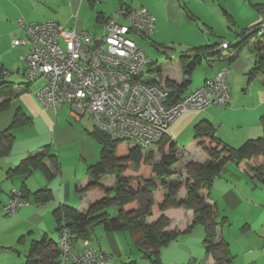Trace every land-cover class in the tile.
I'll list each match as a JSON object with an SVG mask.
<instances>
[{"label":"crops","instance_id":"0c3cea01","mask_svg":"<svg viewBox=\"0 0 264 264\" xmlns=\"http://www.w3.org/2000/svg\"><path fill=\"white\" fill-rule=\"evenodd\" d=\"M68 1L72 7L78 4L84 7L91 2ZM250 3L258 13L246 11L244 17L231 7L229 0H186L184 3L182 0H148L147 4L136 7L147 9L155 16L157 39L158 35L164 37L165 33L162 32L167 30L185 28L188 35L186 45L190 47L180 54L177 70L151 61L146 75L148 81L169 87L172 91L169 83L182 84L188 81L181 94L183 97L203 84L208 77H212L222 66L229 67L231 103L226 106H210L202 111H187L171 126L169 137L176 143L180 156L174 166L176 179L177 171H182L186 176L185 165L188 162L204 163L210 158L205 147L194 141L195 126L199 122H211L217 137L235 148L264 135V69L256 71L257 62L264 54L263 38L252 36L237 53L224 50L217 60L211 56L215 45L218 47L224 41L236 45L243 40L246 29L251 30L253 25L260 26L264 19V0H250ZM111 13L99 12L97 23L103 25ZM57 15L55 11L53 16ZM20 19L31 23L47 21L45 18L35 20L27 15L16 0H0V81L13 85L14 89L9 107L0 111V132L11 125L19 107L31 117L30 123L12 130L11 149L8 154L0 156V208L6 204L13 188L26 186L30 192L49 188L53 197L46 202H39L31 195L27 198L28 205L19 208L15 214H9L13 217L0 220V245H10L13 251L0 250L1 264H27L32 241L44 235L58 244L59 230L54 211L59 206L76 205L78 211L87 213L90 206L104 196L100 190L78 191L91 180L88 167L100 159L102 151L101 144L86 132L83 115L78 114L70 104L41 109L34 94L43 81L33 82L37 86L35 91L31 89L32 83L25 82V56L29 47L13 44L15 39L25 37L24 29L19 26ZM54 19H58L54 21L63 27L81 31L77 26H71L70 18ZM233 39H236L235 42H231ZM200 47L203 49L195 51V48ZM197 54L203 59L195 64L189 74L185 73L184 63L188 64ZM183 55L186 57L184 62L181 59ZM202 62H207L209 67L204 69L200 82L190 87L194 72ZM155 68L161 72L154 71ZM3 100L0 98V103ZM49 110L52 112L49 113ZM35 123L41 127L32 131L33 127L30 126ZM47 145H50V153L58 158L59 171L55 170L47 158L45 164L53 174L51 177L41 170H35L28 176L9 174L10 168L18 165L25 157L40 153ZM181 160L183 165L180 166L178 164ZM103 183L112 186L115 180ZM183 187L178 192L179 197L187 195V189ZM206 199L218 209L216 241L222 240L228 244L232 256L228 264H264V156L228 161L206 191ZM162 215L170 223L166 229H175L179 235L162 248L161 264H215L213 254L206 251L205 237L211 228L210 224H195L196 212L184 207L156 211L149 221L156 223ZM85 240H89L92 247L111 254V264H155L139 249L129 231H110L102 225H96L89 239L75 241V248L82 249Z\"/></svg>","mask_w":264,"mask_h":264},{"label":"built area","instance_id":"2783aa9c","mask_svg":"<svg viewBox=\"0 0 264 264\" xmlns=\"http://www.w3.org/2000/svg\"><path fill=\"white\" fill-rule=\"evenodd\" d=\"M155 20L147 9L122 6L104 20L100 33L93 34L63 27L54 20L31 23L20 19L25 37L13 44L29 47L26 78L28 83L45 80L35 92L44 107L70 104L80 115L89 113L95 127L111 138L146 151L169 137L172 124L187 111L226 106L232 101L227 65L174 102L169 87L147 80L151 61L132 35L150 37ZM257 34H264V19ZM217 49L228 50L229 42ZM28 204L20 189L13 188L4 212L15 214ZM58 248V264L113 262L111 254L92 247L89 240L77 250L75 234L67 227L59 233Z\"/></svg>","mask_w":264,"mask_h":264},{"label":"trees","instance_id":"16d2710c","mask_svg":"<svg viewBox=\"0 0 264 264\" xmlns=\"http://www.w3.org/2000/svg\"><path fill=\"white\" fill-rule=\"evenodd\" d=\"M258 27L256 25L251 29L252 31L245 32L242 36L243 40L238 44L232 46L229 43L228 51L232 50L237 53L250 37L258 35ZM259 36L264 40V34ZM216 47L217 45L214 46V52L211 53L214 60L219 59L224 51ZM195 49V51H200L203 48ZM181 59L184 62L185 55ZM202 59L203 57L197 54L188 64L184 63L185 73L189 74L195 64ZM257 63L256 71L264 69V54L261 55ZM154 71L161 72L158 68H155ZM253 72L255 71L253 70ZM169 84L173 88L170 97L174 102L182 98L181 94L188 81H184L182 84L176 82ZM12 86L5 81H0V98H4L0 103V111L7 109L10 105L14 96ZM262 120L264 125V116ZM30 122L31 117L27 116L24 110L19 107L11 125L0 132V156L8 154L11 149L12 130ZM89 134L101 144V157L88 167L91 180L78 191L100 190L104 196L93 203L87 213L80 212L69 204L59 206L54 211L59 233L64 227H67L75 234L76 241L77 239H89L92 229L96 225H102L110 231H129L145 256L151 258L155 264H161L162 248L177 239L179 231L166 229L169 221L165 215H162L153 224H149L147 218L156 211L164 212L170 208L184 207L196 212L195 224H210L211 228L207 230L205 243L207 253H212L215 258V264L230 262L232 256L228 244L222 240L216 241V226L219 224L216 222L218 209L208 203L206 191L212 186L215 178L228 161H241L246 158L264 156V135L248 140L240 147L235 148L217 137L211 122L207 120L199 122L195 126L194 141L205 147L210 158L204 163L190 161L185 165L189 176L185 183L187 195L179 197L178 192L183 184L174 177L176 173L174 166L178 163L180 156L176 143L170 137H164L159 142L161 156L158 161L153 158L151 152L145 153L138 145H128L124 148V140L113 139L96 127L89 131ZM4 140L7 141L4 142ZM43 149L40 153L25 157L18 165L10 168L9 174L11 176L17 174L28 176L35 170H41L51 177L53 174L45 164V159L51 160L56 171L60 170V163L57 156L50 153V145ZM105 175H115L114 185L107 186L102 182ZM27 190L26 186L20 189L24 197L29 198L32 195L39 202H46L53 197L49 188L33 192ZM164 190L167 192L164 193ZM159 198L161 201H156ZM112 206L117 207L115 212H110ZM59 259L60 250L57 242L44 235L42 238L32 241L26 263L58 264Z\"/></svg>","mask_w":264,"mask_h":264},{"label":"rangeland","instance_id":"374dc122","mask_svg":"<svg viewBox=\"0 0 264 264\" xmlns=\"http://www.w3.org/2000/svg\"><path fill=\"white\" fill-rule=\"evenodd\" d=\"M147 1L148 0H100V2L99 1L88 2V3L86 2L87 5H85L84 7H80L79 4L72 7V5H69L68 0H16L18 5H20V7L24 10V12L27 15L32 16L35 20H40V19L43 20L45 18L44 20L51 19V20L57 21L58 19H54V18L58 17L59 19H62V20H64L65 18H70L71 26L73 25L77 26L79 30L88 29L93 33H95L96 31L100 32L103 30V25L98 24L96 20L97 14L99 12L111 13L112 11H116L120 9L121 6L138 7V6H141L142 4H147ZM184 1L185 0H182L183 3ZM244 1H246V4L244 3ZM123 3L125 5H122ZM229 3L231 7L235 9V11L240 16L243 15L244 17L246 11L249 13H253V12L258 13L256 8H254V6L252 5V3L254 2L250 3V0H229ZM55 11H56V14H58L57 16H53L55 14ZM50 17H53V18H50ZM186 25H188V22H186ZM155 27H156V24H155ZM253 27H255V25H253ZM66 28L72 29L71 27H66ZM155 31L157 30L155 29ZM247 31H249V29H246V32ZM162 33H165L164 37H161L160 35H158V39H157V35L155 36V32L148 38H143L137 35H132V38L145 50L150 61L154 62L155 64L162 65V66L167 65L177 70V62H178V58L180 54L184 51L186 52L190 48L189 46L186 45L187 43L186 39H188L187 31L185 28L180 29V30L170 29V30H167V32H162ZM235 40L236 39H233L231 42H235ZM168 47H171V49ZM246 48L248 47L246 46ZM225 52H228V50H225ZM208 67L209 65L207 62H202V64L198 66V68L194 72L193 83L190 85V87H193L198 82H200L204 74V69ZM6 76H7V73H6ZM42 81L43 82L40 85V87L45 82L44 79ZM25 82H28L26 76H25ZM31 85H33L32 86L33 88L31 89L35 91L37 86H34V85L36 84L32 83ZM36 103H38L41 109H44L43 108L44 106L37 99H36ZM51 112L49 110V113ZM31 113L32 112H30V114ZM82 117H83V126L85 127L86 132L89 134V131L94 130L95 125L92 122V118L89 113L84 114ZM36 118H38V115H36ZM30 127H33L35 129L33 130L32 128V131H37L39 127H41V125L35 123L33 126H30ZM89 136L92 137L90 134ZM129 144H130L129 142L125 141L123 143V147L126 148L128 147ZM150 152L152 153L154 159L158 161L160 160L161 152H160L159 146L154 147L153 149H151V151H148V150L145 151V153H150ZM178 165L180 166L183 165L182 160L181 162H179ZM188 177H189L188 174H186L185 176V174L182 171H177V181L182 182L183 186H185V183L187 182ZM102 180L103 182L111 183L113 180H116V177L115 175H105ZM165 192H167V190H164V193ZM73 206L78 208V206L76 205H73ZM2 208H0V220L14 216V215L6 214L4 212V207ZM116 209H117L116 206H112L110 208V212H115ZM150 217L147 218V222L149 224H152V222L149 221ZM169 224L167 226H169ZM1 250L12 251V248L10 245H5L4 247L2 246ZM10 253H13V251ZM15 255L17 256L16 253ZM5 264H8V262Z\"/></svg>","mask_w":264,"mask_h":264}]
</instances>
